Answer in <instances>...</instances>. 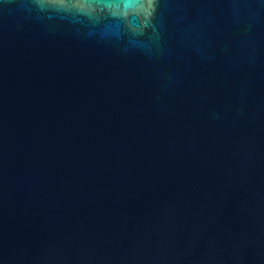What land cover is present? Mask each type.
<instances>
[{"label":"water","instance_id":"obj_1","mask_svg":"<svg viewBox=\"0 0 264 264\" xmlns=\"http://www.w3.org/2000/svg\"><path fill=\"white\" fill-rule=\"evenodd\" d=\"M0 264H264V0H0Z\"/></svg>","mask_w":264,"mask_h":264}]
</instances>
